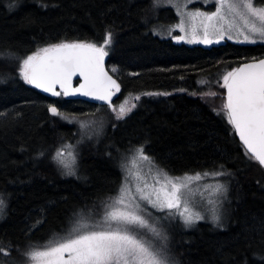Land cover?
I'll return each mask as SVG.
<instances>
[{
	"label": "trees",
	"instance_id": "16d2710c",
	"mask_svg": "<svg viewBox=\"0 0 264 264\" xmlns=\"http://www.w3.org/2000/svg\"><path fill=\"white\" fill-rule=\"evenodd\" d=\"M54 2L58 6L44 9L40 0H19V6L9 11L7 0H0V44H11L23 52L48 40L89 37L100 41L105 27L114 25L115 42L108 66L121 90L113 106L131 100L136 107L126 122L117 121L110 106L97 112L100 106L95 104L45 96L26 85L16 89L11 81L0 84V112L23 113L19 123L9 127H3L0 119V193L6 194L8 204L5 217L0 219V241L23 246L29 239L45 241L62 230L74 205L91 204L98 189L115 190V184L104 180L106 176L112 180L120 176L115 161L106 155L107 146L123 147L130 139L149 137L151 154L173 174L199 171L215 161L240 169L223 229L205 221L192 229L178 225L170 228V247L179 264H244L246 259L247 264H260L253 253L264 252V237L257 231L264 225V169L248 162L242 148L240 158L229 162V157L237 156V145L225 131L226 121L214 109L220 108V94L225 92L220 87L221 74L245 62V56H264V46L230 42L190 46L160 39L140 20L138 8L147 6L149 0ZM176 19L174 11L167 8L158 11L151 23L157 28L164 22L174 24L171 22ZM0 61V75L15 73L12 62L2 57ZM131 72L139 75L131 76ZM146 92L171 94L148 96ZM213 92L217 95H210ZM49 103L70 113L72 120L103 121L100 143L96 144L94 138L83 147L80 165L86 181L61 176L48 158L39 162L31 159L38 149L55 145L61 136L67 137L69 143L79 138V125L52 117L46 110ZM21 146L26 151H20ZM111 151L115 155V147ZM43 208L48 209L47 222L30 237L25 236L22 229L26 222L40 215ZM18 256L13 251L12 261Z\"/></svg>",
	"mask_w": 264,
	"mask_h": 264
},
{
	"label": "snow or ice",
	"instance_id": "6c2138e0",
	"mask_svg": "<svg viewBox=\"0 0 264 264\" xmlns=\"http://www.w3.org/2000/svg\"><path fill=\"white\" fill-rule=\"evenodd\" d=\"M193 2L149 0L147 6L138 8L140 20L149 32L160 35L151 22L159 8L170 6L180 19L166 26V30L178 43L207 46L232 41L238 45L264 46V0H207L213 8L204 10L190 9L189 4ZM18 6L19 0H7L9 11ZM56 6L54 0H40L41 8ZM177 29L183 35H171ZM114 36V25H108L100 41L89 37L48 40L23 52L11 44H0V57L12 62L16 70L0 75V84L11 81L16 89L26 85L51 97H87L111 106L113 96L121 90V84L105 69V58L113 51ZM244 60L221 74L220 87L225 92L220 94L223 97L220 108L214 111L226 121L225 131L237 145V156L229 157V162L235 163L240 158L242 148V156L248 162H255L264 169V56H245ZM77 77L78 87H74ZM170 94L144 93L148 96ZM135 99L140 100V96ZM102 107L103 104L96 111ZM135 107V104L128 109L121 106L118 112L115 108L112 111L117 121L126 122ZM46 110L52 117L78 124L76 135L79 138L69 143L67 137L61 136L55 145L38 149L31 159L39 162L48 158L61 176L86 181L80 165L83 147L94 138L96 144L100 143L103 121L72 120L71 114L63 112L56 103L47 104ZM22 118L20 111L0 112L3 127L18 124ZM113 128L116 130L115 125ZM150 142V138L145 137L130 139L123 147L108 145L106 155L115 161L120 176L118 180L107 176L104 180L106 184H115V190L98 189L91 204L74 205L66 217L65 227L45 241L29 239L23 246L0 241V264H179L170 247L172 226L192 229L205 221L213 228L223 229L240 169L233 170L227 163L215 161L199 171L173 174L151 154ZM113 147L115 155L111 151ZM20 151L26 149L21 146ZM194 193L199 194V200ZM50 203L55 206L54 201ZM7 206L6 194L0 193V219L5 217ZM47 211V208L41 209L40 215L26 222L22 229L25 236L30 237L47 222ZM245 231L250 229L245 227ZM257 231L264 237V225ZM261 242L264 243V239ZM13 251L22 257L19 262L12 261ZM253 255L264 264V252Z\"/></svg>",
	"mask_w": 264,
	"mask_h": 264
},
{
	"label": "rangeland",
	"instance_id": "374dc122",
	"mask_svg": "<svg viewBox=\"0 0 264 264\" xmlns=\"http://www.w3.org/2000/svg\"><path fill=\"white\" fill-rule=\"evenodd\" d=\"M167 8H171V9L174 11V13H175V15H176V17H177L176 22H175V20H172L171 23H174V24L178 23L180 18L177 16V14H176V10H175L174 8H172V7H170V6H164V7L159 8V9L157 10V12L160 11V10H162V9H167ZM189 8H190V9L199 8V9H201V10H204V9H206V8H213V4H212L211 2H207V0H194V2H193L192 4H189ZM159 13H161V12H159ZM163 17H164V19L166 20L165 15H164ZM174 24H170V23L168 24V23H166V22L161 23L160 26L157 27V31L160 32V35H155V36L158 37V38H160V39H163V40L171 39L170 36H169V33H168L167 30H166V26H168V25H174ZM177 34H179V35H183V33L179 32L178 29H177L175 32H172V33H171V35H177ZM172 40H173V39H172ZM181 42H184V41H181ZM226 42L234 43V42H232V41H226ZM184 43H185V42H184ZM187 44H188V43H187ZM188 45H190V46H199V45H203V44H188ZM213 45H217V44H213ZM204 46H206V45H204ZM207 46H212V45H207ZM246 46H255V45H246ZM118 94H120V91L116 94V96H117ZM133 105H134V104H133L132 101L130 100V102H129V101H128V102L125 101V103L121 102L120 105H118V104H117L116 106L114 105V106L112 107V109L115 108L116 111L118 112V111H119V108H120L121 106H124L126 109H128V108H132ZM194 195H195V197H196L197 200L200 199V196H199L198 193H194ZM205 195H207V194H205ZM152 211H154V210H152ZM156 214H157V215H160V213H156ZM15 258H16V257H15ZM20 258H21V257H20V255H19V256L16 258L17 260H16L15 262H18Z\"/></svg>",
	"mask_w": 264,
	"mask_h": 264
},
{
	"label": "water",
	"instance_id": "95a60500",
	"mask_svg": "<svg viewBox=\"0 0 264 264\" xmlns=\"http://www.w3.org/2000/svg\"><path fill=\"white\" fill-rule=\"evenodd\" d=\"M108 61H109V59H108V57H106L105 58V69L109 72V74L110 75H112L113 76V78L114 79H117L116 77H115V75L112 73V72H110V69H109V66H108ZM79 78L77 77V78H74V81H73V86L74 87H78V84L76 83V81L78 80ZM117 82H118V79H117ZM119 83V82H118ZM36 90V89H35ZM37 91H39V90H37ZM40 92V91H39ZM40 93H42V92H40ZM43 95H45V96H50L49 94H46V93H42ZM117 94V93H116ZM116 94L113 96V98H112V105L110 106V107H113V103H114V101H115V99H116ZM66 99H68V100H73V101H84V102H88V103H91V104H95V105H98V106H101V104H103V107L104 106H109L107 103H104V102H100V101H92V100H90L89 98H87V97H65ZM237 139H238V137H237Z\"/></svg>",
	"mask_w": 264,
	"mask_h": 264
}]
</instances>
